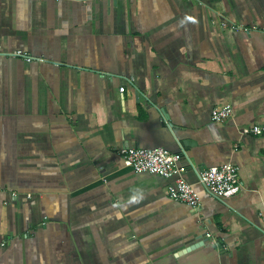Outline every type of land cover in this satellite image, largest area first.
<instances>
[{
	"label": "crops",
	"instance_id": "crops-1",
	"mask_svg": "<svg viewBox=\"0 0 264 264\" xmlns=\"http://www.w3.org/2000/svg\"><path fill=\"white\" fill-rule=\"evenodd\" d=\"M263 122L264 0H0V264H264ZM124 147L181 153L198 205Z\"/></svg>",
	"mask_w": 264,
	"mask_h": 264
},
{
	"label": "built area",
	"instance_id": "built-area-1",
	"mask_svg": "<svg viewBox=\"0 0 264 264\" xmlns=\"http://www.w3.org/2000/svg\"><path fill=\"white\" fill-rule=\"evenodd\" d=\"M10 55L20 57L26 62L42 60L21 51H14ZM119 90L123 91V87ZM211 114L212 120L222 121L230 116L231 107H215ZM241 134L263 136L264 122L242 127ZM120 153L123 164L137 173L147 172L163 178H173L174 182L167 187V194L172 200L185 203L190 207L198 205L199 199L193 185L186 182L182 176L185 167L179 163L181 153L171 152L162 147L152 149L124 147L120 149ZM199 182L210 196L218 199L232 196L242 188L239 169L231 163L205 168L199 173ZM260 217L264 222V204Z\"/></svg>",
	"mask_w": 264,
	"mask_h": 264
},
{
	"label": "water",
	"instance_id": "water-1",
	"mask_svg": "<svg viewBox=\"0 0 264 264\" xmlns=\"http://www.w3.org/2000/svg\"><path fill=\"white\" fill-rule=\"evenodd\" d=\"M196 247H198V244H196V243L195 244H191V245L187 246L186 248H184L182 250V252L184 253V252L190 251V250H192V249H194Z\"/></svg>",
	"mask_w": 264,
	"mask_h": 264
}]
</instances>
